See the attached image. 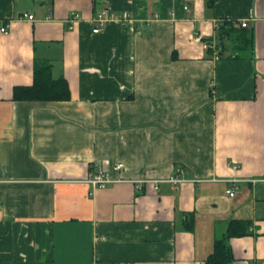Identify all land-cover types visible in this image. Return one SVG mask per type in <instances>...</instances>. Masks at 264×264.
<instances>
[{"label":"crops","instance_id":"0c3cea01","mask_svg":"<svg viewBox=\"0 0 264 264\" xmlns=\"http://www.w3.org/2000/svg\"><path fill=\"white\" fill-rule=\"evenodd\" d=\"M103 10L129 19L94 33ZM0 23V264H206L231 220L226 264H264V0H0ZM35 58L67 101L13 100Z\"/></svg>","mask_w":264,"mask_h":264},{"label":"trees","instance_id":"16d2710c","mask_svg":"<svg viewBox=\"0 0 264 264\" xmlns=\"http://www.w3.org/2000/svg\"><path fill=\"white\" fill-rule=\"evenodd\" d=\"M243 37L240 34L236 36V43L240 48L243 44L250 43V39L247 36ZM12 97L15 101L49 103L67 101L70 97V92L64 76L53 77L50 61L35 58L33 62L32 84L30 86L14 87ZM251 234V222L231 220L225 235L215 241L214 251L206 260V264H226L231 259V250L228 244L229 238Z\"/></svg>","mask_w":264,"mask_h":264},{"label":"built area","instance_id":"2783aa9c","mask_svg":"<svg viewBox=\"0 0 264 264\" xmlns=\"http://www.w3.org/2000/svg\"><path fill=\"white\" fill-rule=\"evenodd\" d=\"M185 10H188V7L185 6L184 7ZM23 18L26 19H33V16L27 13H24L22 15ZM78 15H74V18H77ZM129 19V14L127 12H122L120 16L114 15L113 13L109 12V11H101L98 14H96V16L93 18V21L95 22V25L92 29V31L94 33H98L101 28L106 24L107 21L109 20H115L117 22H119L120 24H124L128 21ZM247 23L246 22H242L240 23V27H246ZM0 32L2 34H8L9 29L7 25H2L0 23ZM210 47L209 44L205 43L203 44V48L204 49H208ZM123 168V164L122 163H118L117 165H115L114 167V171L115 172H119L120 169ZM171 181H175L178 182L179 180L177 178H170ZM123 180L122 177H120L118 174L116 177H113L108 171H105L103 169L100 168H96L93 170V172L91 174H89L86 178V183L90 184L92 187H104L110 183H113L115 181H121ZM154 187L157 188L158 187V181H154ZM227 193L229 196H233L234 195V191L233 190H227Z\"/></svg>","mask_w":264,"mask_h":264}]
</instances>
